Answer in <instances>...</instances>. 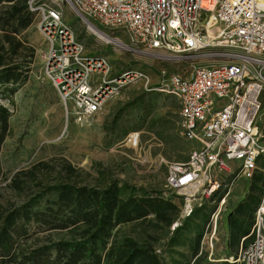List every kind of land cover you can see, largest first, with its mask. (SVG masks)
<instances>
[{
	"label": "built area",
	"instance_id": "built-area-1",
	"mask_svg": "<svg viewBox=\"0 0 264 264\" xmlns=\"http://www.w3.org/2000/svg\"><path fill=\"white\" fill-rule=\"evenodd\" d=\"M86 24L119 31L145 49L169 58L190 54L222 59L193 65L182 75L160 67L155 79L138 68L113 71L105 57L84 45L54 6L26 0L37 17L47 52L44 72L66 117L83 124L123 87L144 82L146 92L172 96L178 104L180 136L189 144L184 162L162 161L165 188L183 199V217L208 199L223 201V190L250 179L264 152L259 130L264 91V0H67ZM140 132L125 142L137 147ZM128 150V149H127ZM222 199V200H221ZM215 213L207 232L213 235ZM179 223L172 225L173 230ZM207 232L204 235H207ZM249 235L234 262L264 264V211L257 208Z\"/></svg>",
	"mask_w": 264,
	"mask_h": 264
},
{
	"label": "trees",
	"instance_id": "trees-1",
	"mask_svg": "<svg viewBox=\"0 0 264 264\" xmlns=\"http://www.w3.org/2000/svg\"><path fill=\"white\" fill-rule=\"evenodd\" d=\"M34 21L26 0H0V153L12 132V113L3 102L13 104L14 86L28 78L34 49L25 31ZM153 107L143 106L148 113ZM175 107L178 112L176 100ZM155 120L148 130L156 129L161 138L169 119ZM94 166L96 177L61 158L36 161L6 176L0 164V180L19 198L0 201V264H239L206 261L201 240L214 210L207 201L180 219L181 197L121 182ZM263 190L264 174L254 172L244 198L229 212L231 253L251 241Z\"/></svg>",
	"mask_w": 264,
	"mask_h": 264
},
{
	"label": "rangeland",
	"instance_id": "rangeland-1",
	"mask_svg": "<svg viewBox=\"0 0 264 264\" xmlns=\"http://www.w3.org/2000/svg\"><path fill=\"white\" fill-rule=\"evenodd\" d=\"M36 1L56 7L82 42L86 52L105 57L113 71L138 68L155 79L157 70L162 66L187 75L193 65L214 64L222 60L199 59L190 54L169 58L165 52L145 49L130 41L126 34L100 27L94 20L89 19L98 30L116 39V42L107 43L88 30L86 22L77 15L69 1ZM25 37L34 49L28 78L24 83L14 86L16 90L11 96L13 104L3 102L12 113L9 118L12 132L5 139L0 153V164L6 176L19 169L28 168L36 161L48 162L62 158L92 177L97 176L98 166H94L97 164L99 168L108 169L114 179L159 191L165 197H174L164 186L166 167L162 159L184 162L190 150L179 133L175 99L160 92H146L144 82L137 81L112 95L92 119L83 124L74 123L70 117H66L57 92L45 75L47 45L39 32L37 17L25 31ZM260 101L259 130L264 148V91ZM151 103L154 107L148 113L143 106ZM162 116L169 119V126L162 132L163 138H160L156 129L148 130V127H152L155 119ZM130 130L141 133L137 147H131L125 142V135ZM254 172L264 174V152L261 153ZM89 182L93 184L91 179ZM250 182L251 178L237 179L229 186L228 194L226 190L220 192L222 199H226L217 203L206 200L209 209L214 208L209 214V220L211 214L218 211L215 233L209 237L210 232H207L201 240V249L206 252L208 263L232 262L236 257L238 251L231 253L227 247L224 223L235 201L232 189L238 186L239 191L246 192ZM5 183L4 179L0 180V201L19 200L5 188ZM263 199L264 190L260 204ZM125 229L127 228H123ZM166 238L164 236L163 240Z\"/></svg>",
	"mask_w": 264,
	"mask_h": 264
},
{
	"label": "bare ground",
	"instance_id": "bare-ground-1",
	"mask_svg": "<svg viewBox=\"0 0 264 264\" xmlns=\"http://www.w3.org/2000/svg\"><path fill=\"white\" fill-rule=\"evenodd\" d=\"M259 5L262 6V7H264V1H260V2H259ZM87 28H88V30H89L91 33L95 34L98 38H100L101 40H103V41H105V42H107V43L116 42V39H113V38L107 36L105 33H103V32H101L100 30H98V29H97L94 25H92V24H88V25H87ZM119 44H120V43H119ZM123 47H124V46H123ZM224 202H225V200H224ZM260 207H261V210L264 211V199H263V201L261 202ZM219 210H220V209H219ZM215 216H216V221H217V218H218V211L216 212ZM214 230H215V226H214Z\"/></svg>",
	"mask_w": 264,
	"mask_h": 264
},
{
	"label": "crops",
	"instance_id": "crops-1",
	"mask_svg": "<svg viewBox=\"0 0 264 264\" xmlns=\"http://www.w3.org/2000/svg\"><path fill=\"white\" fill-rule=\"evenodd\" d=\"M233 188H235V186ZM232 192H233V196H234V200H235L233 202V207H234L238 202H240L244 198L246 192H244V191L241 192V190L239 191L238 186L236 189H232ZM224 199H226V197ZM183 210H184V208L181 207L180 217H182V219L185 218V217H183ZM215 231H216V228H215V230L213 229V234L215 233ZM224 235L227 238V236H228L227 218L225 219V223H224Z\"/></svg>",
	"mask_w": 264,
	"mask_h": 264
}]
</instances>
